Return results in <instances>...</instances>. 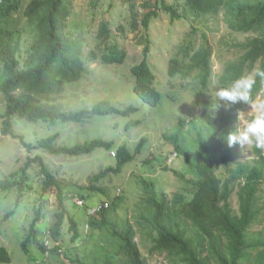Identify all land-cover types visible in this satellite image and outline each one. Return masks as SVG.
Segmentation results:
<instances>
[{
	"label": "rangeland",
	"instance_id": "374dc122",
	"mask_svg": "<svg viewBox=\"0 0 264 264\" xmlns=\"http://www.w3.org/2000/svg\"><path fill=\"white\" fill-rule=\"evenodd\" d=\"M30 1L22 0V11ZM163 2L171 6L176 4L181 18L172 19L171 14L162 8ZM183 4V0H67L68 32L72 38L81 39L87 70L83 79L77 82V86H73L76 83L68 86L66 91L51 103L60 104L66 110L91 109L101 100H109L120 108L138 106L140 110L129 120V117L108 115L85 119L81 123L52 125L13 117L11 131L14 134H9L6 133L3 118L6 102L0 93V247H6L11 255V262L0 264H81L74 262V259L83 260L88 264L92 252H102L101 247L108 251L116 250L118 239L112 235L108 226L98 229L90 227L86 233L88 208L76 204L83 202L89 208L109 202V219L119 230L129 223L133 225L136 231L134 240L150 264H173L171 257L166 253L153 250V239L158 234L149 214L151 208L147 200L150 193L145 191L143 180L155 181L158 193H168L170 198H173L175 193H185V185L178 174L184 173L187 178H192L194 172L181 157L168 164V157L175 152V143L170 138L177 131L178 124L184 120L185 142L193 144L196 137L193 122L199 120V115L207 104L215 106V90L222 87L219 79L226 64L237 60L242 53L237 44L264 34V29L260 32H238L231 29L225 8L219 13L194 17L184 11ZM152 9L158 14L151 19L149 28L146 29L142 25V19ZM102 21L109 23L111 31V36L106 42L98 37ZM32 37L24 33L18 51L21 61L28 54ZM207 42L213 47V74L207 88H203L200 77L195 73L187 78L180 75L172 77L169 74L171 60L175 57L185 58L183 49L192 46L193 54ZM147 44V57L156 74V86L163 94L162 104L158 108H152V111L134 94L135 77L132 74V67L144 58ZM113 45L127 50L124 64L105 63L102 58L89 61L88 53L92 49L101 57ZM2 67L3 62L0 60V69ZM255 99H264V87ZM239 105L240 107L232 110L233 114L237 109H241L245 111L246 117L253 115L246 105ZM128 121L130 127H127ZM238 124L239 121L236 127ZM201 125L204 126V122H201ZM54 135H58L54 142L57 147L73 146L79 142L102 138L106 141H116V148H99L82 156L54 153L39 144ZM21 136L26 143L33 145L32 149L23 144ZM143 139H146V142L141 151L120 172L109 173L99 181L92 180V177L101 171L116 167L117 147L124 145L135 154ZM262 154L264 155V150ZM260 160L264 159L259 157L254 146L241 149L237 145L231 166L236 167L238 163L254 166L258 165ZM27 163L30 164L28 170L32 174L38 172L41 166L47 167L64 188L67 217L61 230L63 253L53 251L44 256L45 241L49 245L52 240L55 241L52 230L61 210L57 193L52 189L44 192L48 187L44 178L40 175L34 178L37 183L38 180L41 181L38 192L30 190L20 197L16 189L4 190L1 187V183L6 181L11 173L20 170ZM226 167V158L222 153L217 173L224 179L229 175ZM260 167L263 168V178L258 190V206L262 207L264 213V162ZM242 182L243 179H239L232 183L230 203L237 213L240 210L238 190ZM92 183L104 188L105 192L87 189ZM72 194L74 196H71ZM84 195L86 198L82 197ZM70 217L78 220L77 230L70 227ZM35 219L37 220L32 230ZM188 224L189 229H193L191 223ZM258 224L254 222L251 230L256 231L263 227V223ZM28 238L25 250L22 243ZM114 264H124V260L117 258Z\"/></svg>",
	"mask_w": 264,
	"mask_h": 264
},
{
	"label": "trees",
	"instance_id": "16d2710c",
	"mask_svg": "<svg viewBox=\"0 0 264 264\" xmlns=\"http://www.w3.org/2000/svg\"><path fill=\"white\" fill-rule=\"evenodd\" d=\"M183 3L184 11L194 17L219 13L225 8L231 29L238 32H260L264 29V0H183ZM177 7L176 4L171 6L163 2L162 8L171 14L172 19H179L182 15L178 13ZM22 8V0H0V60L3 62L0 69V93L6 102L3 114L6 133L14 134L11 131L13 117L55 125L81 123L85 119L108 115L130 117L138 111L137 106L120 108L109 100H101L91 109L79 110H66L60 104L51 103L57 96L62 95L68 86L73 83H76L73 86H77L83 79L87 70L83 44L81 39L72 38L68 32L67 0H31L23 11ZM157 14V11L152 9L144 15V28H149L151 19ZM24 33L33 37L28 54L21 61L18 51ZM110 36L109 23L102 21L98 37L106 42ZM237 46L242 53L237 60L226 64L219 79L223 87L254 68L264 69V34L249 38ZM148 47L149 44L144 49L145 56L142 61L132 67L135 77L134 94L145 105L158 108L163 102V94L156 86V74L148 61ZM191 50L193 47L188 46L182 50L184 59L175 57L171 60L169 74L172 77L180 75L187 78L195 73L200 77L203 88H207L213 74V47L207 42L193 54ZM127 55V50L113 45L101 57L92 49L88 53V59L94 61L102 58L105 63L124 64ZM256 80L252 89L253 99L264 87L258 77ZM236 107L240 105L236 104L232 108ZM201 117L211 121L212 127L208 136L199 130L193 144L186 143L185 125L184 121H181L177 131L170 138L175 143L174 151L184 158L185 163L194 172L192 178H187L184 173L178 174L185 185V193L178 192L170 198L168 193H158L155 181L143 180L145 191L150 193L147 200L151 208L149 214L158 234L153 239V250L166 253L171 257L173 264H264V213L262 207L258 206V190L263 178V168L260 165L264 160L254 166L238 163L235 168L231 167V151L235 146L229 147L221 137H226L233 129L238 120L236 113L231 114L223 106L216 111L214 106L208 104ZM127 127H130L129 121ZM21 138L28 149L33 148L31 143H26L22 136ZM57 138L58 135H54L39 144L51 152L70 156L88 155L99 148H116V141H106L102 138L79 142L73 146L57 147L54 146ZM145 142L140 143L135 154L124 145L117 147L116 167L101 171L94 175L92 180L99 181L109 173L120 172L141 151ZM256 150L260 158L264 159L261 150ZM222 153L226 155L229 174L225 179L217 173ZM29 165L27 163L20 170L11 173L6 181L1 183V187L4 190L16 189L19 197L30 190L35 193L38 192L41 181L38 180L37 183L34 178L42 176L48 186L44 192L52 189L57 193L61 210L57 214V223L52 232L55 239L63 240L61 230L67 217L64 188L47 167L41 166L38 172L32 174L28 170ZM239 179H243V182L238 190L240 210L237 213L231 206L230 197L232 183ZM87 189L105 192L104 188L94 183ZM82 197L86 198L85 195ZM110 210L109 204V207L100 213V219L87 214L85 222L89 221L92 229L108 226L112 235L118 239V247L110 251L101 247L102 252H92L88 264H114L117 258H122L124 264H150L134 240L136 231L133 225L129 223L121 230L117 229L115 223L109 219ZM70 218V227L77 230L78 220ZM36 220L33 221L32 230ZM254 222L259 223L258 225L263 223V227L252 231ZM188 223H191L193 229H189ZM78 234L80 235L79 232ZM28 241L29 238L22 243L25 250ZM73 261L85 264V261L80 259ZM0 262H11V255L6 247H0Z\"/></svg>",
	"mask_w": 264,
	"mask_h": 264
},
{
	"label": "clouds",
	"instance_id": "9594fccd",
	"mask_svg": "<svg viewBox=\"0 0 264 264\" xmlns=\"http://www.w3.org/2000/svg\"><path fill=\"white\" fill-rule=\"evenodd\" d=\"M257 77L259 78L260 82L264 84V69L254 68L251 73L247 75H241L239 78L232 81L230 85L225 86V87L223 86L218 87L215 90L216 104L214 107L216 108V111H218L223 106L225 109H228L231 114H233L232 107L236 104L242 103L246 105L250 111L253 112V115H251V117L249 118V117H246L244 110L237 109L236 115L238 119L237 122L239 121V124L236 127V123H237L236 122L234 124L233 129H231V132L228 133L226 137L224 136L221 137L222 139L226 140L227 145L229 147L235 146V148L232 149L231 151L233 154V157H234V153H235L237 145H239L241 149L254 146L255 148L261 150V154H262V150H264V99H253L252 97V89H253V86L257 82L256 80ZM213 105L214 104H210V106H213ZM145 106H147V108H149L152 111V108L150 106L148 105H145ZM139 110L140 108L138 107V111ZM136 113L137 112H135L134 114ZM201 114L202 113H200L199 115V120L197 122L196 120L193 122L195 124L193 126L195 127L196 134H198L199 130H202L204 135L207 134L208 136L209 129L212 127L211 121L208 118H202ZM130 117L127 120H129ZM201 122H204V126L201 125ZM184 125H185V121H184ZM144 141H146V139H143L141 142H144ZM178 157L179 156L176 152L170 154V156L168 157V164L174 163L178 159ZM225 158H226V155H225ZM226 170H227V167H226ZM103 203H107V204H103ZM103 203L96 205L95 208L94 207L89 208V206H87L88 209L87 208L86 209H87L88 216L90 215V217L92 218L100 219V216H101L100 213L104 209H107L110 204L108 202H103ZM77 205L81 207H85L84 202L83 204L77 203ZM85 227L87 229L86 233H88L91 227L89 221H87V223L85 224ZM55 241L60 242L59 239H55ZM55 241L52 240L51 245L47 244L45 241L43 245V247L45 248L44 256L47 255V253H51V252L53 253V251L59 252V253L64 252V250H62L61 248L63 245L62 242H60L61 243L60 245V243L55 242ZM0 263H4V262H0Z\"/></svg>",
	"mask_w": 264,
	"mask_h": 264
}]
</instances>
